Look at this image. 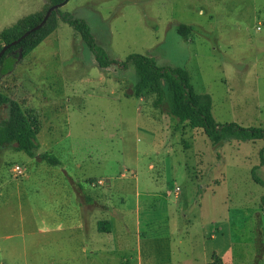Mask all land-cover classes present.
Returning <instances> with one entry per match:
<instances>
[{"label":"rangeland","instance_id":"374dc122","mask_svg":"<svg viewBox=\"0 0 264 264\" xmlns=\"http://www.w3.org/2000/svg\"><path fill=\"white\" fill-rule=\"evenodd\" d=\"M37 5L0 0V31ZM60 11L84 19L112 60L186 68L216 122L264 127V0H68ZM136 79L131 62L101 68L60 19L0 79L40 119L35 156L0 144V264H264V139L216 145L155 107V93L135 96ZM100 220L111 234L92 242Z\"/></svg>","mask_w":264,"mask_h":264},{"label":"trees","instance_id":"16d2710c","mask_svg":"<svg viewBox=\"0 0 264 264\" xmlns=\"http://www.w3.org/2000/svg\"><path fill=\"white\" fill-rule=\"evenodd\" d=\"M64 0H45L41 10L18 19L13 25L0 31V51L5 44L19 38L23 33L36 26L43 19L47 9ZM73 26L82 36L90 49L95 54L101 68L119 63L122 68H127L129 63L135 65L137 79L133 85V94L143 96L146 93H155L157 99L155 107L166 111L171 118L180 123H188L191 127H202L206 133L215 140L216 145L223 144L229 138L244 140L264 139V127L242 126L236 122L218 123L212 115V96L209 93H197L191 82L188 70L184 67L159 66L152 56L131 53L124 60H112L106 52L96 43L91 33L90 26L84 19L75 17L70 12H61L60 8L53 11L46 23L38 30L31 32L15 45L5 50L0 58V79L12 72L15 65L21 62L26 55L35 49L58 26V20ZM177 31L187 38L190 26L184 23L177 25ZM10 104L3 111L1 123L4 131L0 129V144L14 146L31 156L37 147V135L40 128V119L35 113H25L0 92V105ZM264 152V147L262 148ZM38 161H45L50 165H59L58 158L51 153H40ZM98 229L109 232L108 220H100ZM213 263V262H210Z\"/></svg>","mask_w":264,"mask_h":264},{"label":"water","instance_id":"95a60500","mask_svg":"<svg viewBox=\"0 0 264 264\" xmlns=\"http://www.w3.org/2000/svg\"><path fill=\"white\" fill-rule=\"evenodd\" d=\"M67 2H68V0H64V1H62L61 3L54 4V5L50 6V7L47 9V11H46V13H45L43 19L41 20V22H40L39 24H37L36 26H34V27H32L31 29L27 30L25 33H23V34H22L19 38H17L16 40L12 41L11 43L5 44V45L3 46V48H2L1 51H0V58H1V56L3 55V53L5 52V50H6L7 48H9L11 45H15V44H17V43L20 42L23 38H25L27 35H29L31 32L40 29V28L46 23V21L48 20V18L50 17V15L52 14L53 11L58 10L60 7H62V6H63L64 4H66Z\"/></svg>","mask_w":264,"mask_h":264},{"label":"crops","instance_id":"0c3cea01","mask_svg":"<svg viewBox=\"0 0 264 264\" xmlns=\"http://www.w3.org/2000/svg\"><path fill=\"white\" fill-rule=\"evenodd\" d=\"M41 4H42V0H38L37 11H39ZM109 225H110V221H109ZM96 228H98V224H97ZM109 233L111 234V231H109V232H101V231H99V229L94 230V232L92 233V237H91L92 238V242H95L97 239H99V237H100L99 235H101V234H109ZM112 251H113V248L109 247L108 252L110 253ZM139 254H141V250H140Z\"/></svg>","mask_w":264,"mask_h":264},{"label":"built area","instance_id":"2783aa9c","mask_svg":"<svg viewBox=\"0 0 264 264\" xmlns=\"http://www.w3.org/2000/svg\"><path fill=\"white\" fill-rule=\"evenodd\" d=\"M14 171L17 172L18 174L22 173V169L20 168V166H15Z\"/></svg>","mask_w":264,"mask_h":264}]
</instances>
